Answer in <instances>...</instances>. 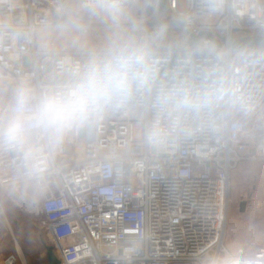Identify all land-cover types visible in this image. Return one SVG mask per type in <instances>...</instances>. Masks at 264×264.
Wrapping results in <instances>:
<instances>
[{
  "label": "built area",
  "instance_id": "built-area-1",
  "mask_svg": "<svg viewBox=\"0 0 264 264\" xmlns=\"http://www.w3.org/2000/svg\"><path fill=\"white\" fill-rule=\"evenodd\" d=\"M166 1L164 12L178 24L129 25L152 48L155 78L149 88L70 134L74 151L63 143L41 177L27 176L15 154L0 153V187L14 188L29 213L40 200L61 264H202L207 254L226 247L231 171L244 161H264V48L233 47L239 38L264 36V0H224L217 11L210 0ZM148 2L147 17L161 12L158 0ZM63 9L62 0H0V93L22 78L51 82L61 61L85 58L87 49L36 47V34L51 28L57 15L65 19ZM204 31L220 46L207 38L195 44L191 36ZM92 32L105 38L95 46L103 47L107 27L89 25ZM160 33L178 35L166 45ZM209 50L227 54L223 64L234 97L199 114L159 107L162 90L182 81L200 83L216 63ZM154 127L164 133L158 142L149 139ZM244 255L264 264V249ZM16 260L10 255L5 263Z\"/></svg>",
  "mask_w": 264,
  "mask_h": 264
},
{
  "label": "clouds",
  "instance_id": "clouds-1",
  "mask_svg": "<svg viewBox=\"0 0 264 264\" xmlns=\"http://www.w3.org/2000/svg\"><path fill=\"white\" fill-rule=\"evenodd\" d=\"M224 0H210L220 10ZM132 0H75L63 9L58 25L62 35L87 49L75 63L61 61V72L51 82L39 85L22 78L0 93V153H13L29 177L45 175L70 134L88 126L101 114L120 108L134 95L149 88L155 78V60L149 42L136 34ZM237 14H240L238 11ZM104 24L109 37L103 47L87 40L88 22ZM40 46L50 51L54 42L48 33ZM216 63L199 84L182 81L162 90L158 106L179 113L199 114L231 99L235 85L223 61L226 53L214 52ZM160 127L149 132L158 142ZM202 264H257L236 245L207 254Z\"/></svg>",
  "mask_w": 264,
  "mask_h": 264
},
{
  "label": "rangeland",
  "instance_id": "rangeland-1",
  "mask_svg": "<svg viewBox=\"0 0 264 264\" xmlns=\"http://www.w3.org/2000/svg\"><path fill=\"white\" fill-rule=\"evenodd\" d=\"M75 0H62L63 6L74 4ZM149 2L137 0L132 7L133 20L144 25H174L180 21L168 12H157L153 17H147ZM64 20V19H63ZM63 20H55L51 28L39 31L36 34V47L41 52L66 51L70 49H85L62 35L58 25ZM89 25L98 22L90 21ZM50 34L54 47L44 51L40 46V36ZM170 36H168V35ZM178 33L159 34L158 40L166 45H173ZM180 36V35H179ZM87 40L91 46L103 44L105 38L99 37L95 32L87 33ZM135 136H140L138 128ZM68 138L64 142L67 151L70 149ZM81 147L77 148L80 152ZM246 202L244 210L240 209L241 202ZM14 188L0 187V253L2 255L16 256V264H48L46 246L52 241L44 226V214L40 211L38 203L30 211L24 204ZM224 245H236L243 254H252L256 250L264 249V161H244L239 163L230 174L228 218L224 233ZM3 251V252H1Z\"/></svg>",
  "mask_w": 264,
  "mask_h": 264
},
{
  "label": "water",
  "instance_id": "water-1",
  "mask_svg": "<svg viewBox=\"0 0 264 264\" xmlns=\"http://www.w3.org/2000/svg\"><path fill=\"white\" fill-rule=\"evenodd\" d=\"M151 1H154V0H151ZM158 4H159V9L161 11L167 10L166 0H158ZM58 18L59 17L57 15L56 19ZM191 38L195 44H197L201 38H207V39H210L212 42H214L216 45L220 46V42L214 37L213 34L209 32H205V31L200 32L198 35H192ZM233 47L239 48V49L252 48L254 50L264 48V36L263 35H253V36H245V37L239 38L233 43ZM245 203L246 202L244 201L241 202V205H240L241 210H244ZM45 248H46L48 264H61L60 260L56 257L54 253L53 246L48 245Z\"/></svg>",
  "mask_w": 264,
  "mask_h": 264
},
{
  "label": "crops",
  "instance_id": "crops-1",
  "mask_svg": "<svg viewBox=\"0 0 264 264\" xmlns=\"http://www.w3.org/2000/svg\"><path fill=\"white\" fill-rule=\"evenodd\" d=\"M148 1H150V2H153V1H151V0H148ZM160 10V9H159ZM161 11V10H160ZM57 20V19H56ZM0 244H2V243H0ZM0 250H2L1 248H0ZM1 252H3V251H1ZM8 256H10V255H2L1 253H0V264H6L5 263V260H6V258L8 257ZM46 256H47V254H46Z\"/></svg>",
  "mask_w": 264,
  "mask_h": 264
},
{
  "label": "trees",
  "instance_id": "trees-1",
  "mask_svg": "<svg viewBox=\"0 0 264 264\" xmlns=\"http://www.w3.org/2000/svg\"><path fill=\"white\" fill-rule=\"evenodd\" d=\"M149 5H150V3H149ZM151 11H152V6L150 5V6H148V8H147V12H145V15L147 16ZM161 12H164V10L161 11ZM58 19H59V18H58ZM58 19H57V20H58Z\"/></svg>",
  "mask_w": 264,
  "mask_h": 264
}]
</instances>
